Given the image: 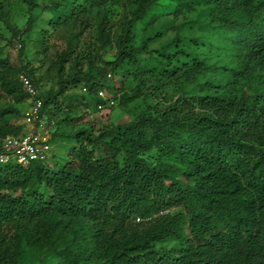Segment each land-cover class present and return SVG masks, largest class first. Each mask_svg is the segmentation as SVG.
I'll return each mask as SVG.
<instances>
[{
	"label": "trees",
	"instance_id": "trees-1",
	"mask_svg": "<svg viewBox=\"0 0 264 264\" xmlns=\"http://www.w3.org/2000/svg\"><path fill=\"white\" fill-rule=\"evenodd\" d=\"M157 0H72L51 22L55 27L88 26L89 9L121 4L120 23L107 15L97 24L98 50H116L104 67L93 66L61 82L58 93H41L43 113L63 112L59 98L68 88L83 87L80 105L87 112L104 103L102 80L124 69L138 68L136 26ZM188 5L200 0H179ZM212 9V21L233 32L231 68L207 93L185 97L148 111L125 124L94 132L79 130L62 144L71 145L58 168L49 162L0 167V264H22L25 250L49 254L43 264L60 263L53 253L68 230L87 226L90 248L73 264H264V4L257 0H201ZM59 61L60 74L70 56ZM171 77L207 69L204 61L182 63L163 53ZM176 60V63L174 61ZM14 69L0 60L1 90L15 104L28 96L19 81L33 70ZM245 82L252 86L245 87ZM108 98L117 99L116 94ZM136 89L122 95L123 104L141 98ZM2 116H19L9 109ZM25 126H0V140L20 136ZM52 139V138H51ZM51 144H55L52 143ZM152 154L155 162L146 156ZM180 208L172 213V209ZM173 242L165 249L160 245Z\"/></svg>",
	"mask_w": 264,
	"mask_h": 264
},
{
	"label": "rangeland",
	"instance_id": "rangeland-1",
	"mask_svg": "<svg viewBox=\"0 0 264 264\" xmlns=\"http://www.w3.org/2000/svg\"><path fill=\"white\" fill-rule=\"evenodd\" d=\"M264 4V0H257ZM72 0H0V60H7L14 69V78L18 69L27 66L33 70L38 80L39 90L43 94L58 93L61 82L77 72L87 73L92 67L102 68L104 63L112 62L116 50L108 48L106 52L98 50L97 24L103 15L117 26L120 23L122 5L108 4L102 9H89L88 26L84 29L75 23L51 24L63 8H69ZM234 36L212 21V9L200 0L185 5L179 0H157L147 18L136 26L137 47L145 46L138 56L139 66L125 65L124 69L104 78L102 83L110 95L116 94L115 106H106L102 110L91 107L87 112L80 105L86 98L83 87L68 88L59 98L63 112L54 118L47 114V126L51 134L53 148L49 154V164L55 170L67 160L71 145L62 144L69 136L79 130L97 132L112 124H125L138 115L148 111L150 106L161 103L166 107L170 103L185 97L202 96L207 93L208 83L221 82L219 73L231 68L230 44ZM64 73L60 74L59 61L65 52ZM176 54L179 66L191 58L204 61L207 69L192 71L184 76L171 77L162 72L168 66L161 54ZM176 63V60L174 61ZM168 69L171 67H167ZM264 74V68L259 71ZM251 87L252 82H245ZM140 90L141 98L132 103L123 104L122 95ZM20 111L19 116H2L0 126L7 124L13 128L25 126L26 104H15L14 100L1 90L0 113L9 109ZM155 162L152 154L146 156ZM180 208L172 209V213ZM77 230L69 229L65 240L58 243L59 250L51 257L58 264H73L75 256L87 252L90 248L87 223L80 220ZM175 244L168 242L160 245L170 249ZM50 259L49 254L25 250L22 264H43Z\"/></svg>",
	"mask_w": 264,
	"mask_h": 264
},
{
	"label": "built area",
	"instance_id": "built-area-1",
	"mask_svg": "<svg viewBox=\"0 0 264 264\" xmlns=\"http://www.w3.org/2000/svg\"><path fill=\"white\" fill-rule=\"evenodd\" d=\"M19 81L28 96L27 111L24 117L25 132L20 136H8L0 140V167L13 162L23 166L34 162H48L53 148L39 88L24 73L19 76ZM98 98L104 102L98 104L99 110L116 104L114 99L108 98L104 90L98 92Z\"/></svg>",
	"mask_w": 264,
	"mask_h": 264
}]
</instances>
